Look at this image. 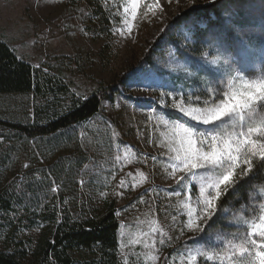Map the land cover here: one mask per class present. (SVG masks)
Here are the masks:
<instances>
[{"label": "rangeland", "instance_id": "rangeland-1", "mask_svg": "<svg viewBox=\"0 0 264 264\" xmlns=\"http://www.w3.org/2000/svg\"><path fill=\"white\" fill-rule=\"evenodd\" d=\"M218 1L159 0L163 11L138 17L128 34L122 15L126 0H0V41L18 58L49 74L55 87L65 86L69 94L63 97V104L87 99L103 87L114 89L112 100H104L101 111L113 121L114 136L120 141L112 139L100 151L95 144L84 147L87 154L97 152L94 157L104 186L99 190L96 178L80 177L78 197L81 206L95 209L115 200L123 264H185L180 254L205 234L184 227L187 217L178 202L188 195L194 201L198 189L191 184L184 189L176 182L182 173L173 178L168 174L170 169L165 171L170 161L160 142L161 133L167 130L157 118L183 120L202 131L211 130V125L191 121L171 105L176 98L193 95L192 83L197 78L208 72L222 78L229 72V65L201 46L197 35V30L205 29L214 18L207 11ZM96 11L108 18L104 29L99 27ZM213 60L217 62L211 63ZM40 101L33 95L0 96V119L33 123L34 108ZM3 140L0 138V143ZM26 155L22 174L43 162L33 148ZM140 173L146 177L143 182ZM7 176L0 174V193L7 186ZM122 179L125 183L120 186ZM30 218L20 206L2 215L0 252L32 253L43 228L32 226ZM152 221L166 233L164 244L159 243V233H150ZM153 239L159 250L154 252L157 261L147 257L149 249L144 247L145 241Z\"/></svg>", "mask_w": 264, "mask_h": 264}, {"label": "trees", "instance_id": "trees-1", "mask_svg": "<svg viewBox=\"0 0 264 264\" xmlns=\"http://www.w3.org/2000/svg\"><path fill=\"white\" fill-rule=\"evenodd\" d=\"M144 10L142 6L141 12ZM96 13L99 27L104 29L108 18L103 12ZM207 13L214 18L208 20L205 29L197 30L201 46L208 47L221 63H227L229 71L264 70V0H219ZM186 58L195 62L189 54ZM228 73L220 78L208 72L197 78L192 83L193 95L204 96L208 84L222 88L221 81L227 80ZM113 91L110 86L103 87L87 99L63 104V97L69 94L65 86L55 87L49 74L18 58L7 43L0 41V96L33 95L41 100L35 105L33 123L11 117L0 119V130L4 132L0 133L4 139L0 143V174H8L7 186L0 193V219L20 206L33 217L32 226L43 228L31 254L1 251L0 264H123L115 200L95 209L81 206L78 197L80 177L96 178L99 190L104 186L94 157L97 152L87 154L84 147L95 144L100 151L112 139L120 141L114 136L113 121L101 111L103 101L112 100ZM31 148L40 153L43 162L22 174L26 152ZM260 182H264V168L240 180L219 203L239 209L248 201L250 187ZM67 198L70 200L65 204ZM208 223L211 227L196 240L206 241L218 230H236L235 225L226 223L223 212ZM198 264L205 261L200 259Z\"/></svg>", "mask_w": 264, "mask_h": 264}, {"label": "snow or ice", "instance_id": "snow-or-ice-1", "mask_svg": "<svg viewBox=\"0 0 264 264\" xmlns=\"http://www.w3.org/2000/svg\"><path fill=\"white\" fill-rule=\"evenodd\" d=\"M142 5L143 13L140 12ZM122 6L128 34L132 33L138 17L146 18L148 12L155 14L157 9L163 11L159 0H148L147 3L145 0H126ZM221 83L222 88L208 84L204 96H181L171 105L191 121L211 125V130L202 131L183 120L157 118L167 130L161 133L163 140L160 142L167 148L170 161L165 171L170 169L168 174L173 178L182 173L176 182L184 189L190 184L193 188L198 187L194 201L188 195L178 202L187 217L184 227L203 233L205 228L211 227L208 222L220 212L224 213L226 223L236 227L235 231L227 233L218 230L203 242L196 240L180 255L185 258V264H198L200 259L205 264H264V182L250 187L249 199L239 209L219 203L240 180L249 177L254 170L264 168V70L249 73L242 68L230 69L227 80ZM115 159L118 161L120 157ZM140 177V182L146 179L143 173ZM124 183L122 179L120 186ZM174 195L181 193L174 192ZM151 224L150 233H159V243L164 244L166 233L155 221ZM155 245V239L144 243L149 249L147 257L152 261L159 259L154 254L159 251Z\"/></svg>", "mask_w": 264, "mask_h": 264}]
</instances>
